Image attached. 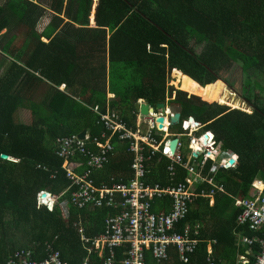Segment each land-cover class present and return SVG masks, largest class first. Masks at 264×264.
Returning <instances> with one entry per match:
<instances>
[{
  "label": "trees",
  "instance_id": "16d2710c",
  "mask_svg": "<svg viewBox=\"0 0 264 264\" xmlns=\"http://www.w3.org/2000/svg\"><path fill=\"white\" fill-rule=\"evenodd\" d=\"M38 2L0 4V52L9 61L5 69L4 62L0 64V264L24 249L40 260L48 254L47 243L66 264H82L86 256L87 264H104L95 253L88 254L78 230L82 227L87 238L102 234L109 209L71 206L67 217L58 204L48 209L37 203L38 191L59 195L71 184L62 169L63 159L55 154L59 140L86 130L96 135L97 117L89 107L98 105L104 111L107 92L114 95L111 108L120 112L126 125H133L135 119L128 117L132 102L143 99L154 107L166 102L174 71L199 92L208 89L199 85L212 86L224 78L232 64H239L245 75H264V0H98L95 26H91L93 0ZM46 10L53 21L38 32L36 25ZM42 34L53 37L44 43ZM193 39L204 43L200 52L192 47ZM43 81L50 83V96L41 105L33 104L32 90ZM248 82L249 90L254 85L264 92L259 82ZM62 85L67 91L59 90ZM243 97L252 112L229 109L180 90L171 102L182 107L181 126L190 121L204 125L222 152L239 158L235 166L218 168L213 175L225 192L214 195L212 206L208 197H200L182 224H203L201 237L216 240L215 259L222 264H235L239 254L252 261L261 254L258 243L236 247L239 233L264 240V229L253 233L236 226L241 209L234 206L235 198H252L253 182L264 181V103ZM21 109L28 116L23 121ZM113 143L116 155L92 175L97 184L110 185L111 176L120 179L129 174L132 157L123 144ZM168 163L163 159L151 183L185 182L184 169L175 178L168 176ZM210 166L209 159L205 172ZM168 199L163 200L165 210ZM157 206L161 207L160 201L155 210ZM205 256L204 242L189 264H207ZM163 264L184 263L173 249Z\"/></svg>",
  "mask_w": 264,
  "mask_h": 264
},
{
  "label": "built area",
  "instance_id": "2783aa9c",
  "mask_svg": "<svg viewBox=\"0 0 264 264\" xmlns=\"http://www.w3.org/2000/svg\"><path fill=\"white\" fill-rule=\"evenodd\" d=\"M175 98L176 91L167 98V102ZM91 111L97 116L98 134L91 136L88 131L85 139H80L78 135L63 137L55 148L56 155L63 158L62 169L71 182L60 195L61 197L70 191V197L60 203L63 212L69 216L71 206L78 209L110 210L105 220L104 232L99 236L87 238L82 227L78 230L80 242L88 254L95 253L104 259V264H163L169 260L174 249L180 261L189 264L192 256L197 253L199 244L206 242L207 264H219L211 258L215 240H202L200 226L193 229L188 225L180 227V224L189 213L190 205L199 197H208L212 205L214 195L225 192L224 185L217 182L213 175L218 168L235 166L238 156L232 152H222L210 132L200 135L203 126L197 123L190 122L186 133L172 134L170 117L173 114L169 107L164 115H139V124L133 131L108 109L103 111L95 106ZM159 117L165 118L164 127H160L157 120ZM143 125H148L149 130L142 132ZM205 137H208L206 143ZM173 139L178 140L176 151H171ZM114 140L128 147L132 157L129 174L120 179L111 176L110 185L97 184L92 175L109 164L116 155ZM185 150L186 156L183 153ZM158 154L160 157L155 162ZM163 156L170 161L167 168L171 175H176L179 167L188 172L185 183L163 186L148 181L153 167L163 160ZM209 159L211 166L205 172ZM43 168L48 170L46 166ZM55 174L56 170L52 171L50 177H55ZM200 183H207L210 187L202 188ZM253 187L254 196L235 198L234 206L241 209L236 217V224L258 233L264 229V181L255 180ZM42 193H46L44 199L49 206L59 199V196L41 191L39 203L43 201ZM165 196L171 201L170 207L165 210L162 203V207L156 211L154 206L157 201H163ZM238 236L244 245L251 247L258 243L262 248L261 254L254 261L242 255L238 264H264V240L251 239L240 233ZM45 249L48 254L40 260L34 259L29 250H22L16 252L5 264H66L61 253L50 244L47 243ZM87 262L88 256L82 264Z\"/></svg>",
  "mask_w": 264,
  "mask_h": 264
},
{
  "label": "rangeland",
  "instance_id": "374dc122",
  "mask_svg": "<svg viewBox=\"0 0 264 264\" xmlns=\"http://www.w3.org/2000/svg\"><path fill=\"white\" fill-rule=\"evenodd\" d=\"M5 0H0V3H3ZM36 3L38 1H40L41 3L46 2L47 0H34ZM98 0H96L97 2ZM95 0H93V9H92V14H91V26H95L94 23V11H95ZM53 14L46 10V13L43 15V17L39 20L37 27L39 30L43 29V27L46 25H48L49 23H51L53 20L52 18ZM67 20H65L66 22ZM92 22L94 23V25H92ZM198 42V39H193L192 41V47L197 50L198 52H200L203 47H204V43H202V45H200ZM7 60V61H6ZM4 62L3 64V68L5 69L8 64L9 61L6 58L2 57V54H0V64ZM4 69L2 71H4ZM172 75L169 77L170 80V84L171 86H173V88L175 90H182V88H184L182 91L184 92H188V94L190 96H196L198 95V97L200 96V98L202 100H208L212 103H219L223 106L228 107L229 109H241V110H247L252 112L253 108H250V106L248 105L247 101H245L243 95L245 96V98L250 97L251 99H259L260 103L263 104L264 103V92H262L260 89H258L256 86L254 87L251 86V90H249L248 86L245 87V84L247 85L248 79L250 80H254L259 82L263 87H264V75L262 74H252V75H245L242 72V68L239 64H232V66H230L229 70H227V73L224 75V78H221V81H217L215 82L212 86L208 85V86H202V89H207L206 92H200L197 91V93H195V91L193 90L194 88L192 87V85L190 84V81H187V84L185 83L186 79L184 77H181L177 72H172ZM41 80H43L41 78ZM172 81V82H171ZM192 81V80H191ZM43 83L49 85L50 88V83H47L45 81H43ZM185 83V84H184ZM210 87V88H209ZM230 87H233L236 89V91L238 92H234L230 89ZM62 88V86H61ZM178 88V89H177ZM180 88V89H179ZM68 88H63L62 91H66ZM44 90V89H43ZM222 91V94H219V92ZM44 95H43V91L40 93L43 96H47L48 95V91L44 90ZM194 94V95H191ZM38 96L36 94H32V98L30 102H38L40 101V98H37ZM204 100V101H205ZM35 102H33V104H35ZM172 102V101H171ZM170 102V104H172ZM263 102V103H262ZM25 115L27 114L26 112H24ZM29 114V113H28ZM30 115V114H29ZM31 116V115H30ZM28 117L27 115L25 116V118ZM23 120V119H22ZM168 122V121H167ZM166 122V124H167ZM192 122V121H190ZM190 123H185L184 125H175L172 127V133L174 134H178V133H185L187 132V127ZM204 131V130H203ZM202 131V132H203ZM260 184V183H258ZM66 216H68L67 214H65Z\"/></svg>",
  "mask_w": 264,
  "mask_h": 264
},
{
  "label": "crops",
  "instance_id": "0c3cea01",
  "mask_svg": "<svg viewBox=\"0 0 264 264\" xmlns=\"http://www.w3.org/2000/svg\"><path fill=\"white\" fill-rule=\"evenodd\" d=\"M6 1V0H5ZM4 1V2H5ZM3 2V3H4ZM35 2V1H34ZM3 3H0L1 5L3 4ZM39 3V2H38ZM43 17V16H42ZM41 17V18H42ZM40 18V19H41ZM39 22V21H38ZM38 24V23H37ZM94 23L92 22V25H93ZM46 27V25L43 27V29ZM43 29H41V30H39L38 29V27H37V25H36V30L38 31V32H41ZM53 37V34L51 35V36H49V37H47V36H45V35H41V41L42 42H44V43H48L49 41H50V39ZM0 54H2L1 52H0ZM2 57H3V55H2ZM36 76H37V74H35ZM34 79V78H33ZM35 80V79H34ZM45 82H47V81H45ZM48 83V82H47ZM68 88V87H66V85H62V88L60 87L59 88V90L60 91H62L63 90V88ZM45 91H48V97H47V99L49 98V94H50V92H51V89L49 88V85H47V84H45V83H39V84H37V86H36V88H34L32 91V93H34V94H36L38 97L37 98H40V101H38V102H35V101H33V102H35V104H37V105H41L42 104V101L44 100V98H45V96H43L44 95V93H46V92H44V90ZM43 91V95L42 94H40L41 92ZM67 91V90H66ZM112 99H114V95L113 94H110L109 92H107V97H106V102H105V109H108L109 111H110V113H114L115 115H117L118 116V118L122 121L123 120V118H122V116L120 115V112L118 111V110H116V109H112L111 108V106H110V102H111V100ZM32 102V103H33ZM132 104H134V108L133 109H129L128 110V113H129V116L128 117H131L132 119H135L134 120V122H133V125H126L127 127H129V128H131V130L133 131V130H135V128H136V125L137 124H139V122L138 121H140V118H139V115H141V112H140V110H137L136 109V106L137 105H143V104H149L148 102H146L145 100H143V99H140L138 102H136V103H134V102H132ZM150 105V104H149ZM96 106H98V105H96ZM151 106V109L155 112L156 110H155V108L156 107H154V106H152V105H150ZM95 107V106H94ZM98 107H100L101 108V110H103V107H101V106H98ZM90 109L91 108H93L92 106L91 107H89ZM105 111V110H104ZM20 113H21V117H22V119H25V113H24V110L23 109H21V111H20ZM93 113V112H92ZM94 114V113H93ZM97 117V116H96ZM23 121V120H22ZM97 122V121H96ZM180 125V124H179ZM141 130H142V132H146V131H148L149 130V126L148 125H143L142 126V128H141ZM90 132V130H86V131H84V132H86V133H89ZM84 132H82V133H84ZM82 133H79L78 134V136H80ZM171 133H172V130H171ZM91 134V133H90ZM98 134V133H97ZM96 134V135H97ZM91 136H95V135H91ZM188 141V140H187ZM123 146V149H125L126 150V152L130 155V153L128 152V147H127V145H122ZM117 151V150H116ZM183 153H184V155L186 156L187 155V151L185 150V151H183ZM131 156V155H130ZM158 157H160V154H158V156H157V158H155V162L157 161V159H158ZM166 157H164L163 156V159H165ZM167 159V158H166ZM170 162V161H169ZM161 163H163V160L159 163V164H157V165H155L153 168H154V170H153V173L151 174V176L149 177V179H151V177H153L154 175H155V172H156V168L161 164ZM169 164V163H168ZM168 166V165H167ZM167 166H166V170H167V172H168V168H167ZM179 169H184V168H182V167H179V168H177V173H176V175H171L170 174V172H168V176L170 177V178H175L176 176H177V174H178V170ZM185 170V169H184ZM186 171V170H185ZM187 172V171H186ZM187 175H188V172H187ZM186 175V176H187ZM185 179H186V177H185ZM149 181V180H148ZM150 182V181H149ZM185 182H186V180H185ZM184 182V183H185ZM152 183H160V184H163V183H161V182H152ZM168 185H173V186H178V185H174V184H168ZM180 185H182V184H180ZM258 185H260L261 187H262V184H258ZM164 186V185H163ZM165 186H167V185H165ZM201 187V186H200ZM165 198H168L167 196H165L164 198H163V200L165 199ZM198 199H200V197L198 198ZM197 199V200H198ZM169 200V199H168ZM197 200L194 202V203H192L191 205H190V209H189V213L187 214V216H186V218H185V220L180 224V227H185V226H190L191 228H193L194 229V227L195 226H200L201 228H202V231H201V235H202V232H203V227H205V226H203V224H201V223H199V222H194V223H192V224H188V223H186L184 226H182V224L183 223H185V221L187 220V217H188V215L190 214V211H191V209L194 207V205L196 204V202H197ZM160 202H161V207H162V203H163V201H161V200H159ZM158 202V201H157ZM157 204V203H156ZM169 207H170V205H171V201H169ZM213 204H214V202H213ZM212 204V205H213ZM209 205H211L210 203H209ZM211 205V206H212ZM163 206H164V203H163ZM161 207H158L157 206V209L159 210ZM168 207V208H169ZM164 209V208H163ZM157 211V210H156ZM236 226H238L239 227V225H236ZM194 232V231H193ZM202 238V237H201ZM202 240H204V241H208V240H211V239H202ZM215 242H216V240H215ZM202 243H204V242H202ZM205 244H206V242H205ZM217 244V242L215 243V245ZM215 245L213 246V254H212V256H211V258L212 259H215L216 258V256H215ZM239 246H242L243 248H244V246H246V245H244L243 244V242H242V239L238 236V242H236V247H238L239 249H240V247ZM227 253H229V250H227ZM243 254H239L238 255V258H236L235 259V264H238V261H239V257H241ZM205 257H207V255L205 256ZM232 256H230V257H227V259L229 260L230 258H231ZM235 257V256H234ZM216 260V259H215ZM220 264H222L220 261H218Z\"/></svg>",
  "mask_w": 264,
  "mask_h": 264
},
{
  "label": "water",
  "instance_id": "95a60500",
  "mask_svg": "<svg viewBox=\"0 0 264 264\" xmlns=\"http://www.w3.org/2000/svg\"><path fill=\"white\" fill-rule=\"evenodd\" d=\"M95 5H97V2L95 0ZM95 12V11H94ZM187 78H189L190 80H192L190 77L186 76ZM193 81V80H192ZM221 81V80H220ZM194 83L198 84L197 82L193 81ZM199 85V84H198ZM200 87H202L201 85H199ZM137 110H140L142 115H150V114H154V111L151 109V106L149 104H143V105H137L136 106ZM156 111L161 110L162 114L164 115L166 112V105L164 103H160L156 106L155 108ZM170 112L173 114V116L170 117V124L172 126L178 125L182 122V107L181 106H177V105H172L169 108ZM158 122L160 123V127H164V123H165V118L164 117H159ZM198 124V123H197ZM86 136V132L82 133L80 135V139H84ZM208 137H205V143L207 141ZM178 144V140L174 139L171 142V151H176V147ZM3 158L7 159L8 156L7 155H3ZM45 194L43 193L42 196H44Z\"/></svg>",
  "mask_w": 264,
  "mask_h": 264
},
{
  "label": "clouds",
  "instance_id": "9594fccd",
  "mask_svg": "<svg viewBox=\"0 0 264 264\" xmlns=\"http://www.w3.org/2000/svg\"><path fill=\"white\" fill-rule=\"evenodd\" d=\"M95 13V12H94ZM175 72V71H174ZM182 73V72H181ZM183 74V73H182ZM186 76V75H185ZM170 80L171 79H169V82H170ZM218 81H220V80H218ZM168 82V85H167V87H168V96H167V98L170 96H172L173 95V92L174 91H178V90H175L174 88H173V86H171V84ZM172 82V81H171ZM217 82V81H216ZM215 83V82H214ZM211 85H213V84H211ZM208 86V85H207ZM170 88H173L174 90L173 91H171L170 90ZM178 89V88H177ZM180 91H182V90H180ZM184 92V91H183ZM171 93H172V95H171ZM167 98H166V102H164V104L166 105V109H167V107H169L170 108V106H172V105H174V104H170V102H167ZM176 99V98H175ZM91 110V109H90ZM160 113H162V111L161 110H159V111H155L154 112V114H160ZM154 114H150V115H145V116H153ZM165 124V123H164ZM179 125V124H178ZM203 126V128H202V130L199 132V134L201 133V134H203V133H205V132H210V131H203L204 130V125H202ZM172 127L173 126H171V130H172ZM203 131V132H202ZM211 133V132H210ZM86 134H88V133H86ZM172 134H174V133H172ZM200 134V135H201ZM212 134V133H211ZM175 135H177V134H175ZM75 136V135H74ZM214 136V135H213ZM72 137V136H71ZM63 138V137H62ZM61 138V139H62ZM79 138H80V136H79ZM85 139V138H84ZM174 140V139H173ZM56 154V153H55ZM7 159H10V156H8V158ZM12 159H14V160H16L15 158H12ZM63 159V158H62ZM229 168V167H228ZM256 180H260V179H256ZM41 191H47V190H41ZM41 191H38L37 192V195H36V199H37V203H38V205H44V206H46V207H48V209H51L55 204H58V205H60L61 206V202H63V200H66V199H63V200H60L61 199V197H63L64 195H62L61 197H60V195L62 194V192L59 194V195H55V194H53L52 192H50V191H47V192H50V193H52L53 195H55V196H59V199H58V201H56L52 206H49L48 205V203H47V200L46 199H44V197L46 196V193H44L45 195L44 196H42L43 197V201L41 202V203H39V199H38V197H39V193L41 192ZM43 194V193H42ZM61 208H62V206H61ZM63 210V209H62ZM65 214V213H64ZM68 217V216H67ZM25 250V249H24Z\"/></svg>",
  "mask_w": 264,
  "mask_h": 264
},
{
  "label": "bare ground",
  "instance_id": "6f19581e",
  "mask_svg": "<svg viewBox=\"0 0 264 264\" xmlns=\"http://www.w3.org/2000/svg\"><path fill=\"white\" fill-rule=\"evenodd\" d=\"M181 77H182V76H181ZM185 79H186V78H185ZM187 81H188V80L186 79V81H185L186 84H187ZM185 83H184V84H185ZM189 85H192V87H193V84H192L191 82H190ZM193 88H194V87H193ZM179 89H180V88H179ZM183 89H184V88H182V90H183ZM193 90L195 91V93H197V91H198V90L195 89V88H194ZM199 93H200V92H199ZM191 95H194V94H191ZM167 124H168V122H167ZM167 124H166V126H167Z\"/></svg>",
  "mask_w": 264,
  "mask_h": 264
},
{
  "label": "snow or ice",
  "instance_id": "6c2138e0",
  "mask_svg": "<svg viewBox=\"0 0 264 264\" xmlns=\"http://www.w3.org/2000/svg\"><path fill=\"white\" fill-rule=\"evenodd\" d=\"M233 158H235V157H233Z\"/></svg>",
  "mask_w": 264,
  "mask_h": 264
}]
</instances>
